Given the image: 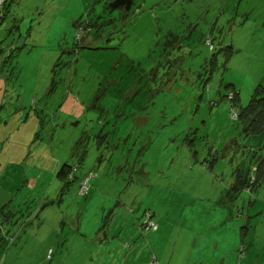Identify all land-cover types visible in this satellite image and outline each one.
<instances>
[{
  "label": "rangeland",
  "instance_id": "rangeland-1",
  "mask_svg": "<svg viewBox=\"0 0 264 264\" xmlns=\"http://www.w3.org/2000/svg\"><path fill=\"white\" fill-rule=\"evenodd\" d=\"M115 1L2 0L0 202L44 208L6 264H264V180L233 189L264 155L235 118L264 83V0ZM78 163L86 196L59 177Z\"/></svg>",
  "mask_w": 264,
  "mask_h": 264
},
{
  "label": "trees",
  "instance_id": "trees-1",
  "mask_svg": "<svg viewBox=\"0 0 264 264\" xmlns=\"http://www.w3.org/2000/svg\"><path fill=\"white\" fill-rule=\"evenodd\" d=\"M2 3L3 2H1L0 5H2ZM87 28L91 29V25L88 24ZM82 30H83V28H82ZM172 42L173 41H168V43H170V44ZM204 43L209 45L213 52L215 51L216 48H215L213 42L211 41V39L205 38ZM225 48L226 47H222V49H225ZM214 61L218 62V57L217 58L213 57L212 63ZM204 84H205V80L203 82V85ZM230 99L233 101L234 104H238L239 98H238L236 93H233V95ZM235 118L237 119V121L240 122V124H242V126H244L248 136L258 138L261 141V145H259V147H262L264 145V83H260L256 87V89L253 92V96H252V99L249 102V104L242 106L240 109V112L235 114ZM258 160H259L258 164H256L254 166V170H256L257 173L255 174V176L253 175V178L249 176V177H247V180L245 182L244 178H242L243 176L240 173L237 175V180L234 184L235 186L233 187L235 193H238L239 191H241L243 189H247V188H250V190L253 191L261 185L262 181L264 180V155L260 154ZM81 165H82L81 163H78V165H73V166H71L69 164L64 165L63 168L61 169L60 173H59V177L61 180L66 182L64 191H68L70 189V186L72 185V183L78 181L80 184V191H81L82 196H86L89 194V192L91 190L90 186H89L90 180H92L95 175H94V172L91 171L88 174L81 176V174H80L81 173L80 172ZM90 175H92V177L88 181V190L84 193V192H82L81 187H82V184L85 182V180L88 177H90ZM36 195L37 194H35V195L31 194L30 195V197H33L32 198L33 200L28 199V198L26 200L25 199H20V200L24 206L27 203V205H31L30 207L32 209H38V207H40L42 205L39 204V200H36V198H35ZM25 196L27 197V195H25ZM13 199H15V198H13ZM13 199L11 200L10 203H15L13 201ZM7 201H9V200H7ZM33 201H35V202L33 203ZM16 203H18V202H16ZM27 205L25 208L19 209L21 214H25V212L27 213V211L29 209L27 207ZM5 206H7V205H5ZM3 209H5V208H3ZM3 209L1 210V214H0V249H1V247H3L2 245H5L7 247V245H9L13 240L7 234L6 228H5V227H9L11 225L12 221L10 219H12V217H9V213L7 211H4ZM103 226H105V224H103ZM143 228L145 231L146 230L147 231H154V230H149L147 228V224ZM242 252H243V254H246V247H244V250ZM48 258L49 259L52 258V250H50ZM242 262L243 261L240 259L239 264H242Z\"/></svg>",
  "mask_w": 264,
  "mask_h": 264
},
{
  "label": "crops",
  "instance_id": "crops-1",
  "mask_svg": "<svg viewBox=\"0 0 264 264\" xmlns=\"http://www.w3.org/2000/svg\"><path fill=\"white\" fill-rule=\"evenodd\" d=\"M31 194L35 195L37 193H31ZM9 197H10V200L14 198L13 196H11V194L9 195ZM10 200L9 201L5 200L3 202H0V214H1V210L5 208L3 210L9 213V217H12V219H10L12 221L11 225L9 227H5L6 232L10 236V238L15 236L18 242H22L23 239H26L28 241L30 238H33L34 236L32 234H41L39 232L40 230L38 229V227L41 223H43V219H44L43 205L38 207V209H32L31 207H29L27 213L25 212V214H21L19 209L25 208L26 206H24L23 203L21 202L10 203ZM19 218H21V222L22 221L24 222L20 224L19 221H16ZM95 223L99 224V221H95ZM19 224H20V227H19ZM29 226H31V228H29ZM29 232H31V237L28 239L26 236H28ZM13 233L15 235H13ZM80 235L82 236L83 234L80 233ZM85 238H86V243H84V245L86 246L87 239H89V235H87ZM66 240L67 239H65L64 241ZM15 241L16 240L12 242H15ZM101 241H103V239ZM244 241L246 242L245 247H246L247 253L245 255L247 257V255H251L252 246L256 244L257 239L256 237L250 236V237H245ZM13 245H14L13 243H10L9 245H7V247H5L4 254L6 257L4 260L5 261L4 264H6L7 253L9 252L10 254L12 251H14V249L11 248ZM235 249H234V252L236 251ZM70 250H71V244L69 245V251ZM0 252H1V249H0ZM19 264H24V262L23 261L19 262ZM246 264H251V263L249 261Z\"/></svg>",
  "mask_w": 264,
  "mask_h": 264
},
{
  "label": "water",
  "instance_id": "water-1",
  "mask_svg": "<svg viewBox=\"0 0 264 264\" xmlns=\"http://www.w3.org/2000/svg\"><path fill=\"white\" fill-rule=\"evenodd\" d=\"M114 4L112 5L113 7H118L120 5H124L126 6L125 10L126 11H129L133 4H134V1L133 0H116L115 2H113ZM108 135H103L102 133L100 134V139H99V147H101L106 139H107Z\"/></svg>",
  "mask_w": 264,
  "mask_h": 264
},
{
  "label": "built area",
  "instance_id": "built-area-1",
  "mask_svg": "<svg viewBox=\"0 0 264 264\" xmlns=\"http://www.w3.org/2000/svg\"><path fill=\"white\" fill-rule=\"evenodd\" d=\"M2 2V0H0V3ZM92 177V175H90V177H88L85 182L82 184V187H81V190L82 192H86L88 190V181L89 179ZM147 224V228L149 230H157L158 229V225L155 224L154 222H149V223H146Z\"/></svg>",
  "mask_w": 264,
  "mask_h": 264
}]
</instances>
